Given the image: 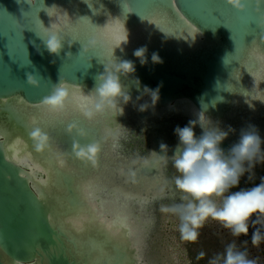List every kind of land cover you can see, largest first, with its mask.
I'll list each match as a JSON object with an SVG mask.
<instances>
[{"label":"water","instance_id":"obj_1","mask_svg":"<svg viewBox=\"0 0 264 264\" xmlns=\"http://www.w3.org/2000/svg\"><path fill=\"white\" fill-rule=\"evenodd\" d=\"M244 8L226 0H0V264H142L158 208L182 195L171 182V161L157 162L149 152L164 143L171 156L175 128L197 112L235 129L221 145L225 150L249 124L264 139V0L259 12L255 0H244ZM46 29L64 38L59 56L40 39ZM92 40L95 46H88ZM142 46L145 66L133 56ZM153 52L163 63L151 62ZM115 58L136 65L133 77H121L132 100L123 113L108 110L89 120L95 78ZM60 82L69 98L55 114L42 101ZM144 86L160 89L155 107L142 112L139 106L151 103ZM76 121L82 127L69 135ZM82 122L99 132L94 165L73 155L74 140L94 142ZM33 127L50 136L44 152L33 147ZM195 132L201 134L199 126ZM24 159L40 173L23 167ZM92 187L135 206L132 218L140 221L133 230L119 212L110 221L101 217L105 206L90 198ZM102 236L108 242L101 247L87 246Z\"/></svg>","mask_w":264,"mask_h":264},{"label":"clouds","instance_id":"obj_2","mask_svg":"<svg viewBox=\"0 0 264 264\" xmlns=\"http://www.w3.org/2000/svg\"><path fill=\"white\" fill-rule=\"evenodd\" d=\"M226 2L239 12L245 11L244 0ZM255 3L259 12L262 0H255ZM45 36L46 39H40L47 51L53 56H59L63 48V36L52 29H46ZM127 42L126 40L124 44ZM95 44L96 41L92 40L88 46ZM83 51H87V47ZM147 53V47L142 46L134 50L133 56L141 66H145L148 63ZM151 62L163 63L156 52L151 54ZM135 71L136 65L132 60L115 58L104 64V71L95 78V87L90 93L91 107L85 113L89 120L108 110L119 109L123 113V106L129 104L132 98L121 77H133ZM135 81L140 85L138 78ZM28 83L33 87L39 86L31 75H28ZM160 86L156 89L144 86L143 94L150 98L151 103L141 104L140 111L155 107L159 100ZM68 98L69 90L60 82L53 86L51 94L43 99L42 105L51 113L62 114ZM195 117L184 127L175 128L174 134L178 143L175 149L171 150V156L168 154L169 146L164 143L160 144L159 152H149L157 162L167 164L171 161L175 170L171 182L174 189L182 194L180 202L163 206L161 211L178 218V231L182 241L196 242L200 229L208 220H213L220 223L233 237L248 236L250 227H253L251 243L253 246H259L264 242V177L260 178L258 185L251 188H241L239 191L232 189L239 187L245 175L251 181L255 175L254 169L258 165H264V139L261 138L258 128L249 124L241 128L238 140L225 150L221 145L230 134H235V129L231 125L222 127L219 122L210 120L204 112L195 113ZM197 126L201 129L199 136L195 132ZM74 128V125L68 127L69 135L73 134ZM77 134L81 137L86 135L83 130H78ZM29 135L36 152H44L50 148V136L40 127H33ZM99 152L100 144L97 142L85 145L75 140L73 142V155L82 162L94 165ZM200 256L203 257L204 253L201 252ZM208 264L257 262L249 259L247 252L239 250L233 242L227 244L222 252L216 253Z\"/></svg>","mask_w":264,"mask_h":264},{"label":"rangeland","instance_id":"obj_3","mask_svg":"<svg viewBox=\"0 0 264 264\" xmlns=\"http://www.w3.org/2000/svg\"><path fill=\"white\" fill-rule=\"evenodd\" d=\"M74 123H76L75 128L79 129L82 127L80 121ZM83 125L86 129L91 130L95 142L99 137V132L93 128L94 126L91 127L87 123H83ZM258 166L254 169L255 175L251 181L245 175L241 179L239 187L232 189V191H239L241 188H251L258 185L260 178L264 177V165ZM92 191H90L91 193L88 192L90 193V195L88 194L90 198ZM168 205L171 204L165 203L156 212L159 217V225L155 232V237L150 238L151 242L145 249V260L143 258L142 264H208V261L216 253L222 252L227 244L233 242L239 250L247 252L249 259L256 260L257 264H264V242L259 246H253L251 243L253 227H250L248 236L233 237L220 223L208 220L200 229V235L196 242H185L180 239L178 218L161 211L163 206ZM130 220L132 219L130 218ZM256 227H259V225H256ZM69 231L67 233L70 239H74L77 234L72 230ZM102 237V241H98L95 238L94 241L87 243V246L101 247L103 242H108L104 236ZM201 252L204 253L203 257L200 256Z\"/></svg>","mask_w":264,"mask_h":264},{"label":"bare ground","instance_id":"obj_4","mask_svg":"<svg viewBox=\"0 0 264 264\" xmlns=\"http://www.w3.org/2000/svg\"><path fill=\"white\" fill-rule=\"evenodd\" d=\"M85 103L88 104V101H86ZM12 148H13L12 149V151H13L12 156L17 158V153H18L17 150L18 149L16 147V143L13 144ZM19 163L23 167H26L27 169L28 168L31 169L35 174H39L40 171H41L38 167L30 166L29 165V162L26 161L25 159L24 160H19ZM257 167H259V166H257ZM92 189H93L92 196L93 197H96L97 196L98 199L103 202V205L102 206L103 207L105 206L103 209L100 208L101 211H99V212L101 214V217L102 218L104 217L105 218V221H108L109 219L110 220L113 219V214L114 215L115 214L117 215L116 212H119L120 215H122L124 218H127L128 219V221L130 222V225H132L131 227H132V230H133L134 226L138 224L137 222L140 221V220L139 221H136V220H134V218H132L131 211L133 212L134 209H135V207L130 202H128V200H127V203H126V201L124 199H122V198H121L122 200L121 199H116V196L118 195V193H116V194L108 193V196L106 198H104V197H102V193H105V192L104 191H101L100 187H95V188L92 187ZM90 193H88V194L90 195ZM130 218L132 220H130ZM144 244H145L144 241L140 240L139 246L140 245H144Z\"/></svg>","mask_w":264,"mask_h":264}]
</instances>
